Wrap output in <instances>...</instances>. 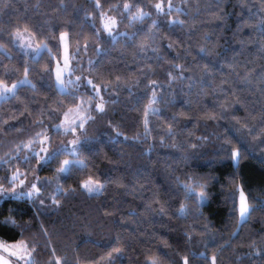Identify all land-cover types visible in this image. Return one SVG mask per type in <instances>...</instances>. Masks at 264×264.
I'll return each instance as SVG.
<instances>
[{
	"label": "trees",
	"instance_id": "1",
	"mask_svg": "<svg viewBox=\"0 0 264 264\" xmlns=\"http://www.w3.org/2000/svg\"><path fill=\"white\" fill-rule=\"evenodd\" d=\"M130 2L140 3L145 11H154L150 5L156 0ZM122 3L123 0H101L103 10L118 20H121L120 10L110 5ZM173 3L184 8L185 12L174 11L172 15L185 19L188 24L171 28L165 18H158L160 31L154 39L150 37L146 41L150 48L158 49L156 53L151 50L138 53L133 42L126 36H117L118 43L113 45L105 39L107 34L104 32H101L97 41L102 49L97 53L93 47L95 38L92 21L97 16L93 0H0V44L6 45L12 56L9 59L0 52V64L6 66L7 71L19 67L23 56L18 46L9 43L11 37L7 30L11 21L21 27L27 23L32 31L42 29L44 35L38 32L33 37L37 42L51 34L58 37L62 30L69 31L70 52L82 46L87 37L88 50L81 51L73 60H80L85 68L89 59L97 62L100 79H96L97 73L92 74L97 83L114 82L116 75L127 83L141 81L139 87L133 88L132 95L123 88H116L119 99L115 104L106 105L108 115L98 117L97 122L90 126L86 125L87 135L95 137L83 150L82 158H87L88 167L65 182V187L77 186V191L67 199L58 197L61 199L58 209L47 199L55 187L52 167L35 173L41 179H54L43 190L45 207H39L27 197H3L0 200V236L4 240L20 238L18 228L3 223L4 217L14 215L19 223L28 226L24 239H42L38 227L43 223L52 236V244L57 253L67 252L71 258L76 252L80 264H143L145 249L167 253L169 264H181L180 258L184 255L189 256L190 264H209V260L201 256V253H206L207 257L216 255L217 264H264V252L256 250L264 248L260 241L264 235V143L260 142L261 135L254 134L256 139H252L251 136H242L233 127L247 123L250 128L255 127L257 133L264 128L261 123L264 118V94L261 93L259 81L260 74L264 72V52L259 46V34L253 31L254 21L241 25V21L247 20L250 14L264 11L260 7L262 0H173ZM217 3L220 5L219 11ZM135 10L132 9L133 12ZM256 19H259L258 15ZM148 23L150 21L146 20L144 25L138 22L129 24L125 19L121 21L119 31L136 32L138 35L135 39L139 41L143 35L141 29ZM95 27H101L98 18ZM205 33L209 39L203 38ZM170 42L172 48L167 47ZM48 43L52 53L58 56V41L48 40ZM201 46L211 49V55L205 57L200 53ZM32 56L29 55L30 62ZM157 56L162 59L157 60ZM41 57L37 58L38 67L49 66L51 58L48 53H41ZM172 63L191 68V72H185L186 76L200 78L204 74L196 65L208 63L212 67V84L203 86L206 94H201L202 86L195 81H177L169 87L165 72L171 70ZM146 64L155 69L149 78L163 83L164 87L157 91L164 99L158 105L160 116H149L151 133L148 138L141 136L139 141H134V135L144 133L141 102L147 103L146 97L150 96V92L143 86ZM230 64L234 68H229ZM245 69L250 70L251 87L238 81L235 74H242ZM4 72L5 68L0 67V75ZM3 78L7 79V76L3 75ZM13 78H22V72ZM29 78L37 88L24 85L19 100L0 103V117H4L9 124H16V120L9 118L10 115H16L24 121L26 127L39 131L30 121L39 118L35 113L37 105L47 103L56 106L52 104L55 87L50 90L51 82L41 80L36 72L30 73ZM222 81L225 82L222 85L224 90L235 89V96L228 97L229 102L239 97L243 104H234L221 111L218 105L224 101L225 92L217 88V85H221ZM84 92L85 89L81 88V93ZM109 92H112V88ZM59 98L66 99L63 96ZM115 98V93L111 97L104 94L105 101ZM188 101H191L190 108L186 106ZM25 104L33 111V117H27V114L19 116ZM204 109L220 113V118L206 119L201 115ZM181 110L188 115L179 116L173 122L171 117ZM92 115L97 114L93 112ZM233 116L240 117L239 122ZM109 120L114 122L115 127L108 123ZM169 123L173 124L176 133L171 138L166 134ZM117 132H123L128 139L117 136ZM49 135L53 137V146L72 139L71 136L54 134L50 126ZM27 136L28 133L21 136L8 132L0 142V156H5L12 142L27 139ZM201 137L206 139L200 140ZM228 139H231V145L227 143ZM173 144L183 145V148L172 147ZM190 144L197 147L189 148ZM152 145L155 147L151 153L144 151ZM229 147L240 148L244 153L243 158L239 161L231 159L228 155ZM181 153L187 155V159ZM13 165L18 166L21 172L28 167L13 160L8 169ZM31 167L36 169L34 160ZM184 173L214 177L207 189L209 199L200 209L203 216L199 215L194 205H190L186 218L173 215L178 205L174 203L175 196L170 200L168 193L174 188V177L183 180ZM6 174L5 168L0 167V177ZM32 175L33 171L28 170L27 178ZM88 176L101 181L118 177L121 182L109 183L102 193L89 196L77 185L78 179H86ZM233 178L235 184L244 185L250 203L256 205L251 219L239 228L240 235L237 238H233L232 233L239 227L238 215L232 211L233 203L228 198V194L235 188L230 183ZM153 193L158 194L156 200L160 203L167 202L164 204L167 215L159 214V204L153 202ZM149 205L150 208L147 207ZM186 231L191 234V239L185 237ZM117 236L120 238L119 244L115 241ZM253 240L256 241V249L251 247ZM114 247H119L121 251L112 252L109 257L107 254ZM36 259L37 264H48L49 254L40 249Z\"/></svg>",
	"mask_w": 264,
	"mask_h": 264
},
{
	"label": "snow or ice",
	"instance_id": "2",
	"mask_svg": "<svg viewBox=\"0 0 264 264\" xmlns=\"http://www.w3.org/2000/svg\"><path fill=\"white\" fill-rule=\"evenodd\" d=\"M154 11H145L140 3H131L130 0H123L122 4L110 5L112 8L120 10L121 20H118L116 16L109 15L103 10V5L101 0H93V7L97 12V16L93 17V47L97 53L102 49L97 43L100 38V34L103 31L106 33L105 39L110 40L113 45L118 43L117 36H126L130 41L133 42L134 47L138 53H144L151 50L156 53L158 49L150 48L146 43L147 39L155 38V34L160 31L158 18L163 17L167 20L168 26L175 28L177 26L184 27L188 24L185 19H180L179 16H173L172 13L185 12V9L174 4L173 0H156L154 4L150 5ZM5 8L8 7L7 4L4 5ZM217 10L219 11L220 5L217 3ZM261 8H264V0H262ZM135 8V12L132 9ZM188 14V13H186ZM198 14V13H197ZM86 15H88L86 11ZM259 19H256V16ZM154 16L156 18H154ZM99 20L101 27H95L96 20ZM127 20L129 24L148 23L144 28L141 29L143 35L139 41H136V36L138 33L132 32H120L119 27L122 20ZM249 21H254L253 31L259 34L260 41L259 46L261 51L264 52V11H258V13L250 14L247 20H242L241 25L249 23ZM194 23V20H193ZM10 28L7 30L9 37V43L13 46H18L19 50L23 53L21 57V64L19 67L7 71L6 66L0 64V67L5 68L3 75L7 76V79L0 75V103L6 102L8 100H19L20 92L22 86L31 85L33 89L37 86L29 78L30 73L36 72L39 74L41 80H47L51 83L49 84V89L52 90L53 86L55 91L53 92L52 104L55 107L45 103V105H37L35 113L38 114L39 118L31 119L30 124L34 125L35 128H39V131H35L31 127H26L23 120H19L16 115H10L9 118L16 120V124H9L4 117H0V142L2 138L8 132H14L21 136L28 133L27 139H20L19 142H12L11 147L5 156H0V167H4L7 174L0 177V197H27L33 200L34 204H38L39 207H45L44 189L50 186L53 181L48 177L41 179L39 175H36L37 170H42L47 167H52V171L55 174V187L53 191L49 194L47 199L50 200L51 205L57 209L61 206V199L58 197L67 199L71 197L77 191V186L69 185L65 187V182L69 179L74 178L77 173L82 172L88 167L87 158L83 157V150L85 147L95 139V137L87 135L88 128L86 125L90 126L97 122L98 117L107 116L108 111L106 105L115 104L119 99V93L115 92L116 88H123L129 95H132V90L134 87H139L141 85L140 80H136L135 83H127L122 79L121 76L116 75L114 82L104 81L102 83H97L93 78V73H97L96 79H100L98 63L89 59L87 61V67L76 60L73 64V59L79 56L81 51H87L89 44L87 42V37H85V43L82 46H78L75 52H70V42H69V31L62 30L59 32L58 37L55 34L46 36L44 40L37 42L33 39L39 32L44 35L42 29H37L32 31L27 23L21 27L19 24H13L9 21ZM189 28L191 26L189 25ZM204 39H209L208 35L204 34ZM48 40H57L56 44L57 50L60 55L57 57L52 53V48L50 47ZM168 48H172L173 44L170 42L167 45ZM29 49L34 50V55L31 57V62L29 61ZM205 57L211 55V49L201 46L199 49ZM0 52L12 59L10 51L7 49L6 45L0 44ZM47 52L50 59L49 66L43 68L38 67L39 60L41 58V53ZM177 58H180L179 56ZM145 59H148L146 57ZM157 60L162 59V57L157 56ZM196 67L204 74L203 78L194 77L193 75H185L186 71L191 72V68H186L184 64L172 63L171 70H166L165 76L168 86L171 87L177 81L188 80L190 82L195 81L199 83L201 87V94H206L204 85L211 86L212 79V67L208 63L197 64ZM146 71L143 73L145 79L143 81V86L150 92V96H147V103L141 102L142 110V123L144 126V133H137L132 137L134 141H139L141 136L145 139L151 133L149 128V116H160L161 109L158 107L160 101L164 99L162 94L158 93V89L164 87L163 83L158 80L149 78L155 73L152 65H145ZM229 68H234V65L230 64ZM22 72V78H13L18 73ZM77 72L80 75H77ZM87 73V74H85ZM238 81H242L244 85L251 87L252 80L250 79V70L245 69L241 74L240 72L235 73ZM259 81L261 84V93L264 94V72L260 74ZM224 81L221 85H217L221 91L225 92L224 101H222L218 107L223 111L225 108H231L234 104H243V101L236 97L229 102V95L235 96V89L224 90L222 88ZM114 85V86H113ZM85 89V92L81 93V88ZM191 87V85H190ZM112 88V92L109 89ZM103 89V93H102ZM90 93V94H89ZM115 93V99H110L108 101L104 100V94H108L110 97ZM65 97L66 99H60L59 97ZM187 107H191V101L186 104ZM95 112L97 115H92ZM33 117V111L29 110V106L25 104L23 110L19 111V116ZM188 114L181 110L178 114L171 117L172 121L178 120L179 116H187ZM203 117L208 120H217L220 118V113L212 109H204L201 113ZM233 119L239 122L240 117L233 116ZM108 123L115 127L113 121L109 120ZM261 123L264 124V118H262ZM19 125V126H18ZM49 126L54 134H62L64 136H71L72 139L61 141L59 144L52 145L53 137L49 135ZM236 127V130L241 133L242 136H251L252 139H256V135H261V143H264V128L257 129L255 127H249L247 123ZM246 130V131H245ZM170 138L175 136L173 131V124L169 123L167 125V133ZM117 136H124L123 132H117ZM125 140L128 139L124 136ZM200 140L206 139V137L199 138ZM161 143H163V137L160 138ZM229 145L232 144L231 139L227 140ZM155 145L150 146L145 149L147 153H151ZM172 147H181L183 145L173 144ZM189 148H196L197 145L190 144ZM183 158L187 159V155L181 153ZM228 155L231 159L239 161L243 158L244 153L238 147H229ZM61 157H71L63 158ZM15 160L24 165L28 166L24 172H21L18 166L13 165L11 169H8V165ZM36 163V169H32V161ZM53 165H55L53 167ZM28 170L33 171L31 179H28ZM185 178L182 180L180 177H174V188L172 192H169V199L171 200L175 196L174 203L178 207L173 212L174 216L180 218H186L188 212L190 211V205H194L197 210H199V215L203 216V211L200 210L204 203L209 199V193L207 191L209 183L214 179L211 175H201L198 173H184ZM7 183V187L5 186ZM120 178H111L101 181L99 179H94L92 176H88L86 179H78L77 185L79 189L86 192L89 196L92 194L102 193L106 185L109 183L118 184L120 183ZM235 185L234 191L228 194V198L232 200L233 209L232 211L238 215L239 227L236 231L232 233L233 238H237L240 235L239 228H242L252 217L253 211L256 205L250 203V197L248 192H246L243 184H235V178L230 181ZM157 193H153V202L159 204V214L167 215L164 203H160L156 200ZM150 208V205L147 206ZM12 211L11 209L9 210ZM44 213H36V215H43ZM110 215V213H106ZM3 223L6 225H11L20 230L18 239H13L12 241H5L0 238V264H37V255L39 250L43 249L49 254L48 264H80L79 254L74 252L73 256L70 258L67 252L62 254L57 253V249L52 244V236L49 230L40 223L38 227V234L42 239H24L25 232L28 230V226L18 222L14 215H8L4 217ZM207 230V229H206ZM187 239H191V234L189 232L184 233ZM117 244L120 243V238L117 236L115 238ZM260 241L264 244V235L260 237ZM251 247L256 249V241H251ZM257 251L264 252V248L256 249ZM121 249L119 247L112 248L111 252L107 255L110 257L112 252L119 253ZM209 260V264H217V256L211 255L207 257L206 253H201ZM144 260L143 264H169L167 253H158L152 249H145L143 252ZM103 259V257L101 258ZM239 259V257L237 258ZM181 264H190L189 256L184 255L180 258Z\"/></svg>",
	"mask_w": 264,
	"mask_h": 264
},
{
	"label": "rangeland",
	"instance_id": "3",
	"mask_svg": "<svg viewBox=\"0 0 264 264\" xmlns=\"http://www.w3.org/2000/svg\"><path fill=\"white\" fill-rule=\"evenodd\" d=\"M102 32H103V31H102ZM105 34H106V33H105ZM33 39H34V38H33ZM28 51H29V54L34 55V50L29 49ZM59 55H60V54H59ZM59 55H58V56H59ZM58 56H57V57H58ZM73 64H75L74 60H73ZM77 75H80V73L77 72ZM82 89H84V88L82 87ZM65 158H69V159H70L71 157H65ZM235 161H236V160H235ZM31 178H32V177H29L28 179H31ZM52 181L54 182V179H52ZM2 198H3V197H0V200H2ZM0 238H2V237L0 236ZM2 239H3V238H2ZM5 241H6V240H5Z\"/></svg>",
	"mask_w": 264,
	"mask_h": 264
}]
</instances>
